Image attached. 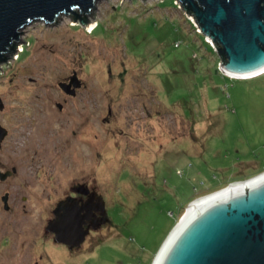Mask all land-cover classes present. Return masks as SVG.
I'll return each instance as SVG.
<instances>
[{
    "label": "rangeland",
    "instance_id": "rangeland-1",
    "mask_svg": "<svg viewBox=\"0 0 264 264\" xmlns=\"http://www.w3.org/2000/svg\"><path fill=\"white\" fill-rule=\"evenodd\" d=\"M73 16L24 28L0 63V171H17L0 181V264H152L191 202L264 172V74L226 75L176 0ZM87 178L109 222L71 251L46 228Z\"/></svg>",
    "mask_w": 264,
    "mask_h": 264
},
{
    "label": "water",
    "instance_id": "water-1",
    "mask_svg": "<svg viewBox=\"0 0 264 264\" xmlns=\"http://www.w3.org/2000/svg\"><path fill=\"white\" fill-rule=\"evenodd\" d=\"M98 1L0 0V59H7L14 44L23 39L22 30L32 23L60 22L61 14L73 15L76 10L88 15ZM176 1L193 13L202 34L226 57L220 68L226 75L252 79L264 74V0ZM70 80V84L60 83V88L73 95L81 83L76 75ZM72 84L75 88L70 93ZM7 135L0 125V146ZM15 173V168L0 171V181ZM242 185L244 188L234 189ZM227 189L232 192L222 196ZM78 193L86 200L67 197L60 201L47 226L55 242L71 251L82 247L91 230L109 222L104 198L98 192ZM8 198V194L2 198L6 210ZM190 207L195 212L181 226ZM152 264H264V172L191 202Z\"/></svg>",
    "mask_w": 264,
    "mask_h": 264
},
{
    "label": "flooded vegetation",
    "instance_id": "flooded-vegetation-1",
    "mask_svg": "<svg viewBox=\"0 0 264 264\" xmlns=\"http://www.w3.org/2000/svg\"><path fill=\"white\" fill-rule=\"evenodd\" d=\"M16 44H14V46H15ZM9 53H11V52H9ZM9 53H7V54H9ZM220 55V54H219ZM220 57L221 58H224L223 59V61L221 62V63H224V62H226V57L225 56H223V55H220ZM70 79L69 78H66L64 81H62L63 83H67V84H70ZM83 83H82V85L80 86V87H78V88H76V91H75V93L72 95V91H73V89L75 88V86L72 84V86H71V88H68V91L71 93V94H67L66 92H64L65 93V95L69 98H71V99H75L78 95H79V92L81 91V89L83 88ZM68 100V99H67ZM57 107H58V109H59V111L60 112H62L63 111V109H64V107L62 106V105H60V104H57ZM8 131V130H7ZM74 135H76V132H74ZM7 137H8V135L6 136V138L5 139H7ZM5 139H4V141L2 142V144L5 142ZM0 147H2V145L0 146ZM82 155H83V153H82ZM14 169V168H13ZM12 169V170H13ZM17 172V171H16ZM16 174V173H15ZM11 178V177H10ZM9 179V178H8ZM87 190H89V192H93V191H96V192H99V191H97V189H96V187H95V184L94 183H92V182H90L89 181V179L87 178L86 180L85 179H83L82 181H80V182H74L73 184H71L70 185V187H69V192H70V195H68L67 197H73V198H77V200H79L80 202H83V201H85L86 200V196H84V195H82V194H79L78 192H86ZM98 216H100L99 214H98ZM108 223V222H107ZM106 223V224H107ZM105 224V225H106ZM46 231H47V228H46ZM93 230H91V232H92ZM47 233H50V232H48L47 231ZM91 234V233H90ZM54 235V234H53ZM55 237V236H54Z\"/></svg>",
    "mask_w": 264,
    "mask_h": 264
},
{
    "label": "trees",
    "instance_id": "trees-1",
    "mask_svg": "<svg viewBox=\"0 0 264 264\" xmlns=\"http://www.w3.org/2000/svg\"><path fill=\"white\" fill-rule=\"evenodd\" d=\"M75 11V10H74ZM186 13L188 14V16H192L194 17L193 13L190 10H187ZM73 18L76 21L81 22V24L83 25H87L89 23V18L88 15L83 14L80 10H76L75 13L73 14ZM207 38V37H206ZM211 47V46H210ZM17 47H14L11 51H15ZM224 58H221V60L223 61ZM6 61V56H4L2 59H0V63H3Z\"/></svg>",
    "mask_w": 264,
    "mask_h": 264
},
{
    "label": "bare ground",
    "instance_id": "bare-ground-1",
    "mask_svg": "<svg viewBox=\"0 0 264 264\" xmlns=\"http://www.w3.org/2000/svg\"><path fill=\"white\" fill-rule=\"evenodd\" d=\"M48 25H50V23L48 24ZM91 29V28H90ZM93 29V28H92ZM16 44V43H15ZM250 77H253V76H250ZM234 78V77H233ZM240 78H249V77H240ZM241 188H244L243 187V185H242V187L240 186V187H234V189L236 190V189H241ZM232 191L231 190H229V189H227V192H225L224 194H222V196H224V195H226V194H229V193H231ZM221 197V196H220ZM205 202H207V201H205ZM195 212V208H192V207H190L188 210H187V213H186V215L183 217V219H182V223H181V226L188 220V218L193 214Z\"/></svg>",
    "mask_w": 264,
    "mask_h": 264
}]
</instances>
